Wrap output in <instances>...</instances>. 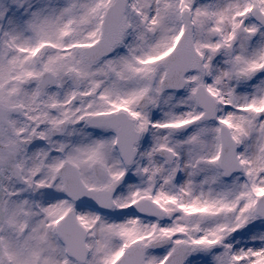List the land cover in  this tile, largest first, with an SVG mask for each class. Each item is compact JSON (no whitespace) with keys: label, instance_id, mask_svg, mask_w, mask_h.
<instances>
[{"label":"snow or ice","instance_id":"snow-or-ice-1","mask_svg":"<svg viewBox=\"0 0 264 264\" xmlns=\"http://www.w3.org/2000/svg\"><path fill=\"white\" fill-rule=\"evenodd\" d=\"M0 264H264V0H0Z\"/></svg>","mask_w":264,"mask_h":264}]
</instances>
